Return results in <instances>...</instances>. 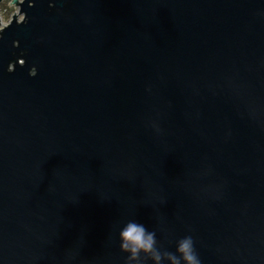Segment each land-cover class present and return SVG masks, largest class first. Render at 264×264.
Wrapping results in <instances>:
<instances>
[{
	"label": "water",
	"instance_id": "water-1",
	"mask_svg": "<svg viewBox=\"0 0 264 264\" xmlns=\"http://www.w3.org/2000/svg\"><path fill=\"white\" fill-rule=\"evenodd\" d=\"M11 3L0 264H126L129 220L264 264V0Z\"/></svg>",
	"mask_w": 264,
	"mask_h": 264
},
{
	"label": "clouds",
	"instance_id": "clouds-1",
	"mask_svg": "<svg viewBox=\"0 0 264 264\" xmlns=\"http://www.w3.org/2000/svg\"><path fill=\"white\" fill-rule=\"evenodd\" d=\"M120 250L126 264H202L195 241L187 235L176 241L175 252L163 249L156 232L136 220H129L119 231Z\"/></svg>",
	"mask_w": 264,
	"mask_h": 264
},
{
	"label": "rangeland",
	"instance_id": "rangeland-1",
	"mask_svg": "<svg viewBox=\"0 0 264 264\" xmlns=\"http://www.w3.org/2000/svg\"><path fill=\"white\" fill-rule=\"evenodd\" d=\"M20 7L17 4H12L11 0H3L0 2V19L2 24H7L14 14H18L19 19H22L23 15L19 14Z\"/></svg>",
	"mask_w": 264,
	"mask_h": 264
}]
</instances>
